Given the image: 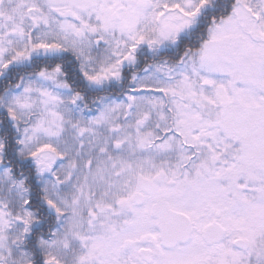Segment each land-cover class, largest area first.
Here are the masks:
<instances>
[{"label": "snow or ice", "instance_id": "obj_1", "mask_svg": "<svg viewBox=\"0 0 264 264\" xmlns=\"http://www.w3.org/2000/svg\"><path fill=\"white\" fill-rule=\"evenodd\" d=\"M0 264H264V0H0Z\"/></svg>", "mask_w": 264, "mask_h": 264}]
</instances>
